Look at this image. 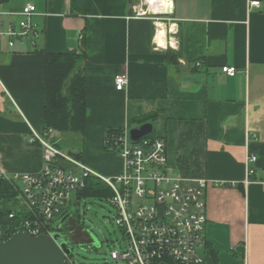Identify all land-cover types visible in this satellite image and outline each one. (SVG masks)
Masks as SVG:
<instances>
[{
    "label": "crops",
    "instance_id": "0c3cea01",
    "mask_svg": "<svg viewBox=\"0 0 264 264\" xmlns=\"http://www.w3.org/2000/svg\"><path fill=\"white\" fill-rule=\"evenodd\" d=\"M171 1L165 25L177 29L174 45L155 49L153 20L134 17L140 0H86L84 9L71 0H0L2 24L16 25L32 4L40 32L35 45L1 42L0 172L32 174L43 166L41 147L27 144L31 130L43 132L40 52L82 54L85 149L74 158L61 152L66 158L57 164L116 176L123 162L101 151L105 131L145 116L165 140L169 176L207 181L204 264H264V0ZM223 67L235 68V76ZM120 74L127 83L117 91ZM248 154L254 165L245 164Z\"/></svg>",
    "mask_w": 264,
    "mask_h": 264
},
{
    "label": "built area",
    "instance_id": "2783aa9c",
    "mask_svg": "<svg viewBox=\"0 0 264 264\" xmlns=\"http://www.w3.org/2000/svg\"><path fill=\"white\" fill-rule=\"evenodd\" d=\"M170 12L172 1L170 0ZM251 2L249 7H258ZM134 17H149L155 25V37L159 24L165 26V46L173 47L175 25L166 26L162 16L166 11L153 13L146 4L133 7ZM36 14L32 4H26L18 14L21 20L16 25L0 22V46L5 40L8 48L17 41L28 40L35 45L40 32L31 18ZM155 49L161 47L154 42ZM200 66V62L195 64ZM221 72L234 77L235 68L223 67ZM127 83L124 74L114 79L115 89L122 91ZM52 133L46 130L37 133L31 130L28 145H39L43 152V166L37 173L8 175L0 172V180L12 189L14 195L8 202L5 222L0 223V242L17 232L31 237L61 234L54 228L53 220L60 208L71 201L86 185L88 178H98L111 190L108 203L116 209L115 224L125 237V250H112L110 259L125 264H204L199 249L205 244L206 223L205 197L206 180L185 181L169 176L166 170L167 151L164 138L144 137L139 142L129 139L128 127L107 136V147L123 162L122 171L113 178H103L87 167L78 164V170H66L57 164L66 158L56 147L44 140ZM248 166L254 165L256 156L248 154ZM254 170L247 167V177ZM79 204V203H78ZM66 264H76L66 256Z\"/></svg>",
    "mask_w": 264,
    "mask_h": 264
},
{
    "label": "trees",
    "instance_id": "16d2710c",
    "mask_svg": "<svg viewBox=\"0 0 264 264\" xmlns=\"http://www.w3.org/2000/svg\"><path fill=\"white\" fill-rule=\"evenodd\" d=\"M71 3L75 8L84 9L86 0H71ZM40 53L43 55V131L83 134L86 122V83L84 75L79 72L78 68L84 55ZM176 58L177 56L169 54L172 63L176 62ZM141 121L139 126L153 123L152 120L148 121L145 118ZM121 131L122 129L106 130L104 140L107 136ZM153 136L152 132L146 137L152 138ZM104 140V151H112ZM111 194V190L104 182L91 177L86 180L85 187L76 193V203L78 204L82 198L108 202ZM13 195L8 184L0 180V223L2 224L9 211L8 202ZM62 235L64 236L63 233Z\"/></svg>",
    "mask_w": 264,
    "mask_h": 264
},
{
    "label": "rangeland",
    "instance_id": "374dc122",
    "mask_svg": "<svg viewBox=\"0 0 264 264\" xmlns=\"http://www.w3.org/2000/svg\"><path fill=\"white\" fill-rule=\"evenodd\" d=\"M168 17L162 16V21L167 22ZM145 116L135 118L129 123L128 131L138 127ZM49 143L55 142V147L60 152L74 158L82 154L85 146L82 134L53 132L44 138ZM88 154L95 155L91 147H86ZM103 153L112 157L119 156L112 151ZM114 167V166H113ZM103 178H113L115 175L97 173ZM117 175V174H116ZM76 194H72L71 201L60 208L53 220L54 228H58L68 239L70 246V259L76 264H125L110 259V252L125 250V237L121 229L115 224L116 209L107 201L82 198L76 203ZM95 242L88 243V238ZM108 241V243H105Z\"/></svg>",
    "mask_w": 264,
    "mask_h": 264
},
{
    "label": "water",
    "instance_id": "95a60500",
    "mask_svg": "<svg viewBox=\"0 0 264 264\" xmlns=\"http://www.w3.org/2000/svg\"><path fill=\"white\" fill-rule=\"evenodd\" d=\"M166 15H171L170 8L166 9ZM152 132L153 124L145 123L131 129L129 139L136 143ZM92 242L95 244L93 239ZM70 254V246L61 234L31 237L17 232L0 242V264H66V256Z\"/></svg>",
    "mask_w": 264,
    "mask_h": 264
},
{
    "label": "bare ground",
    "instance_id": "6f19581e",
    "mask_svg": "<svg viewBox=\"0 0 264 264\" xmlns=\"http://www.w3.org/2000/svg\"><path fill=\"white\" fill-rule=\"evenodd\" d=\"M146 4L149 5V9L153 13H162L166 11L167 8H170V0H146ZM165 26L163 24H159L157 34H156V42L161 47H165Z\"/></svg>",
    "mask_w": 264,
    "mask_h": 264
},
{
    "label": "flooded vegetation",
    "instance_id": "af4514ba",
    "mask_svg": "<svg viewBox=\"0 0 264 264\" xmlns=\"http://www.w3.org/2000/svg\"><path fill=\"white\" fill-rule=\"evenodd\" d=\"M63 240L66 241V242H68V239L65 237V235L63 236ZM88 243L89 244H92L93 243L92 242V238H90V237L88 238Z\"/></svg>",
    "mask_w": 264,
    "mask_h": 264
}]
</instances>
